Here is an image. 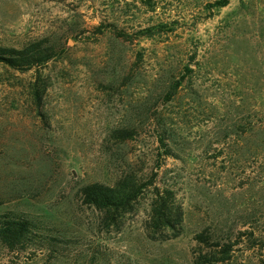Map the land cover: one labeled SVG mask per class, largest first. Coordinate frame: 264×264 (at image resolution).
Listing matches in <instances>:
<instances>
[{
  "label": "rangeland",
  "instance_id": "obj_1",
  "mask_svg": "<svg viewBox=\"0 0 264 264\" xmlns=\"http://www.w3.org/2000/svg\"><path fill=\"white\" fill-rule=\"evenodd\" d=\"M215 1L0 0V45L60 52L0 65V216L32 224L0 264H264V0ZM128 175L175 192L180 236L151 233L153 186L114 218L84 203Z\"/></svg>",
  "mask_w": 264,
  "mask_h": 264
},
{
  "label": "trees",
  "instance_id": "obj_2",
  "mask_svg": "<svg viewBox=\"0 0 264 264\" xmlns=\"http://www.w3.org/2000/svg\"><path fill=\"white\" fill-rule=\"evenodd\" d=\"M229 3L230 0H217L211 6L222 9ZM102 26L101 23L96 27L100 34L104 33L103 30L106 28L107 30L111 29L120 38L126 40L130 38L129 33L120 29L116 23H110L109 27ZM162 27L164 26L158 25L156 29L162 31ZM153 33L152 29H147L144 32V34H148L147 36ZM59 54V47L47 38L30 42L20 48L0 45V65L26 72L47 65ZM186 71L189 73L193 69L191 66H187ZM185 78L183 76L175 83L169 92L170 95H173L182 86ZM37 85L35 93L37 97H40L42 90L40 84ZM170 98L168 97V99ZM121 134L122 136H132L128 130L122 131ZM160 142L167 149V152H171L170 147L165 143V139H161ZM154 175H158V172H155ZM150 186H153L148 223L151 233L157 235L171 232L173 238L180 236L184 222V211L182 206L177 203L175 192L171 188L155 185L153 181L143 182L137 177L128 175L120 178L114 185L99 182L87 184L81 188L80 194L85 204L104 210L114 218L116 215H123L134 210L137 202L150 189ZM31 234L32 224L29 220L6 215L0 216V242L7 246L12 253H20L26 249L31 240ZM196 238L200 243L209 239L204 232L198 234ZM231 250H233V246L228 244L217 253L227 255Z\"/></svg>",
  "mask_w": 264,
  "mask_h": 264
}]
</instances>
